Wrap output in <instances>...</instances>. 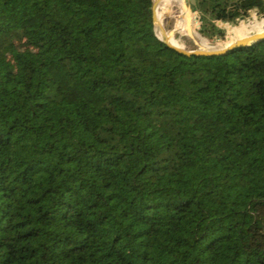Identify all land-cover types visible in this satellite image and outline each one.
Listing matches in <instances>:
<instances>
[{
  "label": "trees",
  "instance_id": "trees-1",
  "mask_svg": "<svg viewBox=\"0 0 264 264\" xmlns=\"http://www.w3.org/2000/svg\"><path fill=\"white\" fill-rule=\"evenodd\" d=\"M153 2L0 0V264H264V38L186 55Z\"/></svg>",
  "mask_w": 264,
  "mask_h": 264
},
{
  "label": "rangeland",
  "instance_id": "rangeland-1",
  "mask_svg": "<svg viewBox=\"0 0 264 264\" xmlns=\"http://www.w3.org/2000/svg\"><path fill=\"white\" fill-rule=\"evenodd\" d=\"M191 1H192L193 16H194V32L196 34L204 37V38H207L208 41L212 45H215L214 46L215 49L225 47L228 43H230L231 41L235 40L238 37L237 35L233 34V32L231 31V28L232 27H240L242 25V21L245 22L247 25H250L256 21L260 22V21L264 20L263 14H258L256 11H253L246 18H243V19L241 18L236 24L228 22V21H223V22L219 23V25L222 29L225 30L226 37L213 40V39L209 38L207 35L202 34L201 31L198 29L200 27V19L203 16H206V10L204 8L203 3L200 2L201 0H191ZM172 6L166 11V13L164 15L163 24L167 28V30L168 29L171 30L174 27H177L180 16L182 14V0L179 3L175 2ZM155 27H157V26H155ZM156 31H157L156 33L158 34L159 30H157V28H156ZM254 32H257V30L255 29L250 34H252ZM176 37L180 39L182 44L187 49L205 48L204 46L202 47L200 42L198 40H196V38L191 34L179 33V34H176ZM18 44L22 45V46H26L25 43H19L18 42ZM205 49H207V48H205ZM9 56H10V58H12L10 53H9Z\"/></svg>",
  "mask_w": 264,
  "mask_h": 264
},
{
  "label": "water",
  "instance_id": "water-1",
  "mask_svg": "<svg viewBox=\"0 0 264 264\" xmlns=\"http://www.w3.org/2000/svg\"><path fill=\"white\" fill-rule=\"evenodd\" d=\"M161 1L162 0H154L153 6H152L153 21H154L155 26H156L157 19H158L157 18V8ZM182 20H183V26L180 25V26L174 27L169 32L163 25H161L160 29L163 32V36H159L157 33L156 34L169 47L177 50L180 53L186 54V55H223V54H226L231 48L235 46L254 43L264 38V30H262V31L254 32L244 37L237 38L231 41L230 43H228L223 48L187 49L185 48L184 45H178V44L173 43L170 38L171 36L181 33V28H184V30H191L193 28L194 16H193V7H192L191 0H182ZM155 31H156V27H155Z\"/></svg>",
  "mask_w": 264,
  "mask_h": 264
},
{
  "label": "bare ground",
  "instance_id": "bare-ground-1",
  "mask_svg": "<svg viewBox=\"0 0 264 264\" xmlns=\"http://www.w3.org/2000/svg\"><path fill=\"white\" fill-rule=\"evenodd\" d=\"M175 2H177V3H179V2H181V0H162L160 3H159V5H158V8H157V23H156V28H157V30H159L158 31V34H159V36H163V32L161 31V29H160V26L161 25H163L164 26V24H163V22H164V15H165V13H166V11L175 3ZM173 7V6H172ZM194 22V21H193ZM183 26V20H182V14H181V16H180V19H179V22H178V25L177 26ZM165 27V26H164ZM166 28V27H165ZM167 29V28H166ZM264 30V29H263ZM167 31H169L170 32V30L168 29ZM262 31V30H261ZM157 32V31H156ZM184 34V33H187V34H191V35H193L195 38H196V40H198L199 42H200V44L202 45V47L204 46L205 48H207V49H212V48H215L214 46L215 45H212V44H206V43H204L201 39H199L198 37H197V35L194 33V25H193V28L191 29V30H184V28H181V34ZM245 36H247V35H245ZM242 37H244V36H242ZM237 38H240V37H237ZM236 38V39H237ZM171 41L173 42V43H175V44H178V45H183L182 44V42L180 41V39L179 38H177L176 37V35H174V36H171Z\"/></svg>",
  "mask_w": 264,
  "mask_h": 264
}]
</instances>
